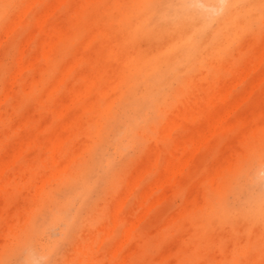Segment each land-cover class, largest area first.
Returning <instances> with one entry per match:
<instances>
[{"label": "rangeland", "instance_id": "rangeland-1", "mask_svg": "<svg viewBox=\"0 0 264 264\" xmlns=\"http://www.w3.org/2000/svg\"><path fill=\"white\" fill-rule=\"evenodd\" d=\"M162 1L0 0V264H264V1Z\"/></svg>", "mask_w": 264, "mask_h": 264}, {"label": "bare ground", "instance_id": "bare-ground-1", "mask_svg": "<svg viewBox=\"0 0 264 264\" xmlns=\"http://www.w3.org/2000/svg\"><path fill=\"white\" fill-rule=\"evenodd\" d=\"M157 2V0H154ZM209 1H212L214 2V5H211L209 4L208 1L206 0H163L159 6L156 5V2L154 3L157 7H154V9L152 8V18H155V22L157 24H164V23H169V24H172L175 29L177 31V29H179V27H188L187 30H190V32H184L182 34V36H185L187 37V35H190L188 33H192L191 36H189L188 38H186V40L189 41V43H191V46L193 47V43L196 41V37L199 35H201L202 33L205 32V29L208 28L212 22H213V13H211L209 11L210 10H214L215 11V14L217 12H219L218 14L220 13H224V15L221 17V21L220 22V28L218 30H222L223 28H226L228 27L229 25L231 26L234 19L236 21H239L240 19H243L244 20V16H245V13L244 11H239V13L237 14H234L233 15H230V12H231V9L232 7H234L235 5L237 4H240L242 2H244V0H209ZM254 1V0H253ZM252 1V2H253ZM264 1V0H263ZM152 2V1H150ZM151 3V4H153ZM258 3V2H257ZM261 3V2H260ZM263 3V2H262ZM148 4V3H147ZM151 4H148V5H151ZM153 4V5H154ZM244 4V3H243ZM250 5V4H248ZM255 5V4H253ZM257 5V4H256ZM135 8V6H133ZM150 7V6H149ZM148 7V8H149ZM250 7V6H249ZM130 9V8H129ZM133 11V10H132ZM110 12V11H109ZM234 12V11H233ZM125 13V12H124ZM133 13H136V11ZM146 13V12H145ZM252 13V12H251ZM214 14V15H215ZM216 14V15H218ZM141 15H143V13H141ZM146 15V14H145ZM115 16V15H114ZM133 16V20L134 22H137L135 21L134 19V15ZM147 16V15H146ZM249 17V16H248ZM246 18V17H245ZM251 17H249L250 19ZM140 19V17H139ZM146 19V18H145ZM151 19V18H150ZM246 18V20H249ZM138 20V19H136ZM244 20V21H246ZM131 21V20H129ZM252 21V20H251ZM245 23V22H244ZM134 24V23H133ZM136 24V23H135ZM134 24V25H135ZM218 24V23H217ZM237 24V23H236ZM250 25V22L248 23ZM152 25V24H151ZM117 26V25H116ZM140 26V25H139ZM173 26H172V29H173ZM118 27V26H117ZM116 27V28H117ZM121 27V26H120ZM124 27V26H122ZM149 27V26H148ZM132 28V27H127L125 30L128 32L129 29ZM151 28V26L149 27ZM153 28V27H152ZM177 28V29H176ZM246 28V26H245ZM120 29V28H119ZM128 29V30H127ZM184 29V28H182ZM215 29V28H214ZM213 29V30H214ZM249 29V28H248ZM124 30V32L126 33V31ZM186 30V31H187ZM217 30V31H218ZM170 31V30H169ZM123 32V31H122ZM144 32V31H143ZM158 32V31H157ZM245 32V31H244ZM247 32V30H246ZM125 33H124V36H125ZM147 33V32H145ZM165 34L166 33H169V32H164ZM170 35H172V31H170ZM229 33V32H228ZM238 33V32H237ZM248 33V32H247ZM132 34V33H131ZM245 34V33H244ZM250 34V33H249ZM164 35V34H163ZM211 35V34H210ZM209 35V36H210ZM227 35V34H226ZM198 36V37H199ZM180 37V36H179ZM184 37V38H185ZM211 37V36H210ZM126 38V37H125ZM141 38V37H139ZM144 38V37H142ZM165 38V37H164ZM176 36L173 38L175 39ZM221 38V37H220ZM225 38V37H224ZM116 39V38H115ZM131 40V39H130ZM126 41V39H125ZM129 41V40H127ZM193 41V42H192ZM129 44V43H128ZM160 45V44H159ZM162 45V44H161ZM51 48V47H50ZM161 48V47H160ZM48 49V48H47ZM165 49V48H164ZM155 52V51H154ZM48 54V53H46ZM202 55V54H201ZM209 55V54H208ZM46 58V57H45ZM171 58V57H170ZM173 58V57H172ZM195 60V58H194ZM198 60V59H197ZM208 61V60H207ZM128 63V62H127ZM203 72V71H202ZM173 80V79H172ZM143 90V89H142ZM145 90V89H144ZM144 92V91H143ZM148 94V93H147ZM147 96V95H146ZM114 102L111 104L113 106ZM213 104V102H212ZM111 106V107H112ZM226 117V116H225ZM217 118V117H216ZM221 120V119H220ZM179 122V121H177ZM221 123V122H220ZM215 128V127H214ZM216 129V128H215ZM214 129V131H215ZM213 131V133H214ZM213 133L211 134L213 136ZM216 133V132H215ZM214 133V134H215ZM170 136V135H169ZM211 137V136H210ZM205 139V138H204ZM57 146V145H56ZM201 146V145H199ZM197 147V146H196ZM57 148V147H56ZM198 149L200 147H197ZM195 150V149H194ZM193 151V150H192ZM199 151V150H198ZM197 152V151H196ZM190 158V157H189ZM188 160V158H187ZM183 162V161H182ZM188 162V161H187ZM177 164V163H176ZM47 166V165H45ZM176 167V166H175ZM175 167H170L172 170H174V173H176V168ZM176 170H175V169ZM179 168V167H177ZM179 170V169H178ZM177 170V172H178ZM181 171V169H180ZM170 172V171H169ZM58 174V173H57ZM174 176V175H173ZM172 179V177H171ZM176 181V179H175ZM45 183V182H44ZM159 183V182H158ZM166 183V182H165ZM156 185V184H154ZM165 185V184H164ZM156 187V186H155ZM236 190V189H235ZM152 191V190H151ZM262 199V198H261ZM263 203V202H262ZM264 205V203H263ZM263 205H260L259 203V207L263 206ZM261 209V208H260ZM263 210V209H262ZM251 214V213H250ZM231 215V214H230ZM251 216V215H250ZM260 220V219H259ZM260 222V221H259ZM129 233L127 232L126 235H128ZM125 242V241H124ZM26 253V252H25ZM28 263L30 264L31 261H34V258H33V255H29L28 256ZM21 262V261H19ZM125 263V262H124ZM22 264V263H21Z\"/></svg>", "mask_w": 264, "mask_h": 264}]
</instances>
